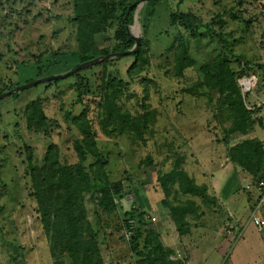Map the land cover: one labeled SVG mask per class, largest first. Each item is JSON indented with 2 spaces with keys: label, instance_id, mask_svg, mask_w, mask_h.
<instances>
[{
  "label": "rangeland",
  "instance_id": "374dc122",
  "mask_svg": "<svg viewBox=\"0 0 264 264\" xmlns=\"http://www.w3.org/2000/svg\"><path fill=\"white\" fill-rule=\"evenodd\" d=\"M172 12L190 13L200 24L198 30L173 24ZM131 14L130 31L143 39L141 63L132 75L128 69L134 57L114 56L81 70L78 79L85 85L81 103L72 87L75 77L49 86L44 82L19 91L16 98L0 99V178L5 182L0 185V264L71 262L66 252L54 251V232L41 220L40 211L45 207L46 169L56 158L67 165L79 161L74 142L82 136L71 120H65L66 111L75 117L86 113L104 160L101 166L99 157L88 155L84 162L92 185L85 192V203L98 231L103 264H136L133 242L122 226L133 206L153 208L162 199L180 203L188 198L178 184L169 189L168 197L161 185L160 177L177 159L189 173L199 164L196 155L203 161L213 153L204 154V143L217 147L215 154L221 158L237 143L254 150L257 141L259 149L264 147V140L246 137L244 131L260 123L257 116L264 113V0H156L154 4L141 0ZM72 15V0H0V90L64 73L80 63L56 55L77 48ZM112 23L96 33L93 48L111 52L122 48L114 36L121 21ZM37 95L44 100L48 120L44 132L29 129L23 113ZM26 145L31 148L30 165ZM95 171L105 173L107 181L93 177ZM113 183L120 184L116 206L98 207L96 188ZM156 221L144 222L145 229L154 230L161 224ZM163 221L165 239L181 250V256L174 252V261L182 264L187 259L182 241L189 244L192 235L185 239L175 223ZM199 251L200 264H216L210 247L202 245ZM239 254L235 250V256Z\"/></svg>",
  "mask_w": 264,
  "mask_h": 264
},
{
  "label": "trees",
  "instance_id": "16d2710c",
  "mask_svg": "<svg viewBox=\"0 0 264 264\" xmlns=\"http://www.w3.org/2000/svg\"><path fill=\"white\" fill-rule=\"evenodd\" d=\"M140 1L141 0H135L126 4L123 0L117 2L109 0H72L73 15L70 20L75 25L77 48L70 51H56V55L62 58H75L79 62H83L99 55L117 53L132 48L135 44V40L130 31V23L133 19L131 13ZM155 1L156 0H151V3L154 4ZM179 1L182 2L184 0ZM242 1L244 0H239L240 3H242ZM130 5L134 6L131 12L128 13ZM114 19L121 21L122 27L115 31L114 36L121 42L120 46L122 48L119 51L115 50L113 52L96 50L93 48L96 33L102 32L107 22L113 24L112 22ZM170 19L173 24H178L186 30H195L196 32L200 26L198 22L192 20V15L190 13L172 12L170 14ZM142 40L139 49L132 54L134 61L128 69V74L130 75H132L131 72L141 63ZM221 40L226 44L224 38H221ZM79 74H81V70L65 78L49 81L45 83V85L49 86L52 83L60 82L62 79L75 77L77 80L72 84V87L77 93L78 103H81L83 100V86L85 85H83L82 81H79ZM17 85L19 84L4 86L0 90V93L10 90ZM18 95L19 91L13 93L10 97L16 98ZM44 109V100L38 95L23 107V113H26L28 119L29 129L38 132L46 131L44 127L48 120ZM242 111L245 113V109ZM240 116L244 118L242 114ZM68 119L76 125L82 136L74 142V148L78 153L79 161L67 165L61 164L56 158L54 163L50 164L46 169L47 176L45 181L47 184L42 188L45 192V207L40 210L41 220L51 229V232L52 230L54 232V239L52 237L54 251H59L61 253L66 252L69 254L71 257V262L69 264H103L98 231L95 230L93 223L88 217L85 203V192L91 190L92 185L89 171L85 167L84 162L88 155H94L95 158L99 157L101 161L99 159L96 160L97 164L101 166H103L104 160L97 150L95 144V131L92 129L89 121H86V113H81L75 117L71 111H66L65 120L68 121ZM250 125L244 130L246 133ZM123 129L124 128H122V130ZM248 142L249 141H247V145ZM250 143L252 144L253 142ZM254 144H256V148L252 150L248 146L247 149L244 148L243 142L237 143L235 148H232L233 146L230 147L231 149L228 154L233 161L251 169L254 176L259 178L261 177L259 175L260 172L264 170V147L261 146V149H259L257 141H254ZM25 147L27 150L26 155L29 160L28 165H30L32 162L31 148L28 145ZM236 149H239L242 154H235L233 151ZM50 150L51 147H48L47 154ZM46 156L48 157V155ZM47 157H45L46 161ZM54 164L58 167L54 166ZM96 172L98 171L93 173V177L102 181H107L105 173L97 174ZM160 178L161 185L164 187L167 197L170 194V192H168L169 189L173 188L175 184H178L181 190L180 192L184 195H199L204 200L207 198L206 187L196 184L194 178L186 171L179 159L175 161L172 169ZM0 185L5 186V182H3L2 178H0ZM96 189L97 195L94 201L98 207L111 210L116 206L114 202L115 194H121L119 183H113L112 186L103 184ZM163 203L169 208L178 232L183 234L185 230H188L187 216L189 214L194 215L199 208L196 200L189 197L185 199L184 202L180 203L171 202V200H164ZM147 212L146 210L140 209V207L133 206L131 212L126 216L135 217L138 221L137 231L131 239L133 242V250L136 251V255L138 256L135 263L181 264L170 258L174 250L163 245L160 233L145 229L143 223L146 222L145 214ZM55 263L64 264L57 260Z\"/></svg>",
  "mask_w": 264,
  "mask_h": 264
},
{
  "label": "crops",
  "instance_id": "0c3cea01",
  "mask_svg": "<svg viewBox=\"0 0 264 264\" xmlns=\"http://www.w3.org/2000/svg\"><path fill=\"white\" fill-rule=\"evenodd\" d=\"M257 117L260 123L257 121L248 128L246 137H259L264 140V113L262 117ZM202 148L207 150L204 154L210 155L212 153L210 150H213V153L203 161L200 155H196L199 164L197 163V169H192L189 173L196 184L206 187L207 198L204 200L199 195L189 194L188 198L196 200L199 208L194 215L187 216L188 230L183 234L178 232L175 225L181 237L187 239L192 235L189 244L182 241L181 245L186 250L184 256L191 259L194 264H200L199 247L207 245L215 253L216 258L213 263L219 264L221 263L219 261L225 257L222 264H237L236 261L240 259H246L245 264H264V226L259 228L252 220L254 214L264 219V201L261 200L257 186L258 179L264 177V170L259 174L261 177L257 178L251 169L233 161L229 155L225 158L216 156L217 147L214 148L212 144L204 143ZM162 200L160 206L156 204L158 207L154 205L153 208H145L141 204L139 206L160 221L161 224L154 227V231L160 233L163 245L172 248L181 256L178 244L173 246L165 239L163 219L171 223L175 221ZM146 222L151 224L154 221ZM249 232L254 234V237H248ZM239 248L242 251L246 249V252L238 251ZM235 250L242 254L236 257ZM174 254L170 256L172 260L177 258ZM135 258L138 259V256Z\"/></svg>",
  "mask_w": 264,
  "mask_h": 264
},
{
  "label": "water",
  "instance_id": "95a60500",
  "mask_svg": "<svg viewBox=\"0 0 264 264\" xmlns=\"http://www.w3.org/2000/svg\"><path fill=\"white\" fill-rule=\"evenodd\" d=\"M142 1H151V0H142ZM132 7H133V5H130L129 6V10H131ZM131 35H132V37L135 40V44L130 49H127L125 51H120V52H117V53H108V54H105V55H99V56H97L95 58L80 62L79 64H77L76 66L72 67L71 69H69L68 71H66L64 73H58V74L42 76V77L27 81V82H25L23 84H19V85L13 87L10 90H7V91H4V92L0 93V99L6 98V97L12 95L15 92H18V91L24 90L26 88H30V87L36 86V85L44 83V82H49V81L65 78V77L73 74L74 72H77L79 70L85 69V68L90 67V66H94V65L100 64V63H102L104 61H107V60L113 58L114 56L132 55L139 49L140 43H141V40H142V36L141 35H135V34H132V33H131Z\"/></svg>",
  "mask_w": 264,
  "mask_h": 264
},
{
  "label": "built area",
  "instance_id": "2783aa9c",
  "mask_svg": "<svg viewBox=\"0 0 264 264\" xmlns=\"http://www.w3.org/2000/svg\"><path fill=\"white\" fill-rule=\"evenodd\" d=\"M245 84H248V83H245ZM247 186L249 187L250 184H248ZM257 186H258V189L260 190L261 200L264 201V177L258 179ZM145 220L146 221L149 220L153 222V221H156V217L151 215V213L147 212L145 214ZM252 220L254 224L258 226L259 228H262L264 226V219L262 217L254 214L252 216ZM122 226H123V233L125 237L130 239V238H133L135 232L137 231L138 221L136 220L135 217L128 216L124 219ZM182 264H194V263L191 259H185Z\"/></svg>",
  "mask_w": 264,
  "mask_h": 264
}]
</instances>
